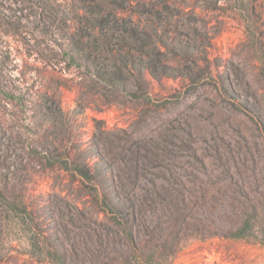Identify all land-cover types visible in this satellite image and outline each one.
I'll use <instances>...</instances> for the list:
<instances>
[{
  "label": "rangeland",
  "instance_id": "obj_1",
  "mask_svg": "<svg viewBox=\"0 0 264 264\" xmlns=\"http://www.w3.org/2000/svg\"><path fill=\"white\" fill-rule=\"evenodd\" d=\"M0 264H264V0H0Z\"/></svg>",
  "mask_w": 264,
  "mask_h": 264
}]
</instances>
